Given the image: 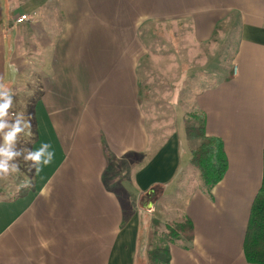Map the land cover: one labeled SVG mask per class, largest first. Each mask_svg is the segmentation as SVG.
I'll use <instances>...</instances> for the list:
<instances>
[{
    "label": "crops",
    "instance_id": "crops-1",
    "mask_svg": "<svg viewBox=\"0 0 264 264\" xmlns=\"http://www.w3.org/2000/svg\"><path fill=\"white\" fill-rule=\"evenodd\" d=\"M21 14L29 20L17 23ZM230 18L232 67L195 93L190 111L203 112L206 134L222 139L228 166L210 191L187 196L193 239L169 246L170 264H251L242 243L263 166L264 0H0V82L26 107L10 112L31 123L14 150L47 143L45 155L54 153L40 171L26 163L31 187L18 180L19 194L0 190V264H135L142 222L179 177L196 175L189 161L198 143H188L187 114L163 127L142 111L140 30L187 19L203 43ZM81 98L70 132L66 107ZM23 157L13 160L21 166ZM153 186L162 193L144 209Z\"/></svg>",
    "mask_w": 264,
    "mask_h": 264
},
{
    "label": "rangeland",
    "instance_id": "rangeland-1",
    "mask_svg": "<svg viewBox=\"0 0 264 264\" xmlns=\"http://www.w3.org/2000/svg\"><path fill=\"white\" fill-rule=\"evenodd\" d=\"M231 23L230 18L217 24L212 37L203 43L195 40L191 24L187 19L151 22L141 28V36L144 37L147 46L146 62L145 65L143 63L141 65V84L143 91L146 92V102L142 93L139 99L144 113L147 109L158 124L166 127L175 112H178V115H186L194 109L195 93L217 80L216 77L226 74L232 67L231 61L237 41V31ZM21 101L23 100L13 103V107L17 105L19 109H25V105H19ZM84 103H86L85 99L81 98L79 105L77 101H74L71 107H66L68 114L66 127L70 132L77 125V114L82 111ZM65 104L70 105V100L62 102V105ZM8 122L13 123L14 121L9 120ZM38 134L39 132L35 138L37 137L40 141ZM9 164H16L15 160L9 161ZM19 167L18 173H13L10 169L7 179H0V190L5 189L3 192L8 193V196H14L22 191L15 186V182L18 180L24 182L26 174L29 173V167L25 161ZM196 175L193 173L180 175L181 177L175 182V189L155 205L151 214L148 215L149 218L159 220L157 228L160 232L166 221L185 215L183 212L187 196L195 187H201L198 173ZM147 220L142 225L144 226L142 230L146 231L156 227ZM143 235L144 231L141 232V238L138 240L139 256L145 252Z\"/></svg>",
    "mask_w": 264,
    "mask_h": 264
},
{
    "label": "trees",
    "instance_id": "trees-1",
    "mask_svg": "<svg viewBox=\"0 0 264 264\" xmlns=\"http://www.w3.org/2000/svg\"><path fill=\"white\" fill-rule=\"evenodd\" d=\"M230 77L231 74L225 77V81ZM183 123L188 143L198 142L191 148L189 163L198 173L201 186L210 191L222 180L227 170L228 161L223 141L217 136L206 134L205 115L201 111L188 113ZM262 161L261 184L250 206L242 243L244 257L251 264H264V150ZM161 193V187H151L145 192L147 202L141 203V206L144 209L151 207ZM146 219L156 227L142 230ZM158 225L159 220L156 218L148 217L142 222L138 238H141V232L144 231L145 252L139 256L140 249H137L135 264H170L169 246L180 239L187 242L193 239V224L188 216L166 221L161 232L157 228Z\"/></svg>",
    "mask_w": 264,
    "mask_h": 264
},
{
    "label": "clouds",
    "instance_id": "clouds-1",
    "mask_svg": "<svg viewBox=\"0 0 264 264\" xmlns=\"http://www.w3.org/2000/svg\"><path fill=\"white\" fill-rule=\"evenodd\" d=\"M13 90L3 82H0V179H7L9 172L18 173L20 171L19 164H9V161L24 153L23 160L31 162L30 169L35 168L40 171L41 165H48L52 162L54 153L49 152L45 155V149L50 147L49 144H43L37 150H29L22 148L21 151H15V145L20 139L22 133L31 128V123L26 120L23 113H11L13 107ZM13 120V123H9ZM27 134H30L27 133ZM31 181L25 180L22 187H31Z\"/></svg>",
    "mask_w": 264,
    "mask_h": 264
},
{
    "label": "built area",
    "instance_id": "built-area-1",
    "mask_svg": "<svg viewBox=\"0 0 264 264\" xmlns=\"http://www.w3.org/2000/svg\"><path fill=\"white\" fill-rule=\"evenodd\" d=\"M29 20V16L27 14H21L16 18L17 23H21L23 21ZM264 26V25H263Z\"/></svg>",
    "mask_w": 264,
    "mask_h": 264
}]
</instances>
